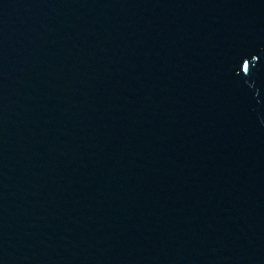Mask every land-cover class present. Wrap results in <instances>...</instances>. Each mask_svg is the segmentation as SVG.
I'll return each instance as SVG.
<instances>
[{
  "label": "water",
  "instance_id": "95a60500",
  "mask_svg": "<svg viewBox=\"0 0 264 264\" xmlns=\"http://www.w3.org/2000/svg\"><path fill=\"white\" fill-rule=\"evenodd\" d=\"M0 264H264V0H0Z\"/></svg>",
  "mask_w": 264,
  "mask_h": 264
}]
</instances>
